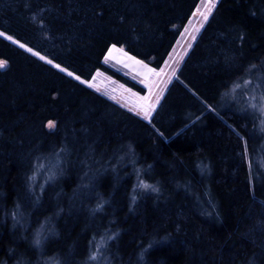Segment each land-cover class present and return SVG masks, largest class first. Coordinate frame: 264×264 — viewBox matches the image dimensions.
I'll list each match as a JSON object with an SVG mask.
<instances>
[{"label": "trees", "instance_id": "1", "mask_svg": "<svg viewBox=\"0 0 264 264\" xmlns=\"http://www.w3.org/2000/svg\"><path fill=\"white\" fill-rule=\"evenodd\" d=\"M199 2L0 0V33L137 91L109 49L160 69ZM46 61L0 37V264H91L100 239L106 264H264V137L229 92L264 91V0L218 2L150 122Z\"/></svg>", "mask_w": 264, "mask_h": 264}, {"label": "rangeland", "instance_id": "2", "mask_svg": "<svg viewBox=\"0 0 264 264\" xmlns=\"http://www.w3.org/2000/svg\"><path fill=\"white\" fill-rule=\"evenodd\" d=\"M219 1L220 0H211L210 2V0H200L195 11L181 30L180 35L167 59L158 70H154L145 63L131 57L124 51L123 48L112 47L109 49L103 64L115 74L128 79L132 84H134L137 91L125 87L107 74L100 71H97L90 81L86 82L76 79V77L69 75L67 72L61 70L53 64H50L61 70L63 73L73 77L87 88L105 97L129 113L137 116L141 120L150 122L154 111L160 104L170 84L175 80L182 63L211 17ZM213 2L215 3V7L212 8L211 13L209 14L208 8L205 7V5L207 4L208 7H211ZM204 15H208L207 21L204 20ZM0 37L41 59L40 56L32 51H29V49L24 46L21 47L19 43L9 39V37L4 34L0 35ZM41 60L46 61L45 59ZM250 80L251 79L245 78L241 83L237 84V86L230 89V99L232 100L234 97L235 100L242 103L240 106L243 110H248L253 113L256 117L254 119L256 130L264 137V91L260 90L258 85L252 84ZM146 111L150 113L147 117L145 116ZM53 128L54 126L49 127V124L46 125V129L48 131H52ZM37 230L38 232L34 231L31 234V244L35 248L39 249L41 246L40 244L48 236V234H51L52 236V232H48L46 234L42 233L41 226ZM104 243L105 241L102 243V239L97 242L95 253H92V255L88 258L91 260V264H106L105 259L100 255L98 250V247H102ZM92 257H95V259H92Z\"/></svg>", "mask_w": 264, "mask_h": 264}, {"label": "snow or ice", "instance_id": "3", "mask_svg": "<svg viewBox=\"0 0 264 264\" xmlns=\"http://www.w3.org/2000/svg\"><path fill=\"white\" fill-rule=\"evenodd\" d=\"M211 2V0H210ZM205 7L208 8V13L210 14L211 11H212V8L215 7V3L213 2L212 3V6L211 7H208L207 4L205 5ZM208 19V15H204V20L207 21ZM0 35H3V33H0ZM9 39H11V37H9ZM21 47H23V45H21ZM29 51H31V49H29ZM41 59H43V57H41ZM48 63H52V61H48ZM4 66V64L2 62H0V68H2ZM57 67H59V65H57ZM69 75H72V73H68ZM76 79H79V77H76ZM150 113L148 111L145 112V116L147 117ZM53 123L50 122L49 123V127H53ZM92 259H95V257H92Z\"/></svg>", "mask_w": 264, "mask_h": 264}]
</instances>
